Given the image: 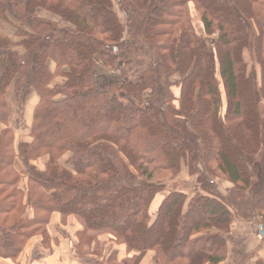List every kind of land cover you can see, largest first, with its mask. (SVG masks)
I'll return each instance as SVG.
<instances>
[{"label": "trees", "instance_id": "1", "mask_svg": "<svg viewBox=\"0 0 264 264\" xmlns=\"http://www.w3.org/2000/svg\"><path fill=\"white\" fill-rule=\"evenodd\" d=\"M0 18L18 38L0 33V124L9 84L19 105L38 96L16 127L29 142L0 131V259L46 243L57 213L79 222L86 264H233L232 224L264 230V0H0ZM166 172L200 190L151 213Z\"/></svg>", "mask_w": 264, "mask_h": 264}, {"label": "crops", "instance_id": "2", "mask_svg": "<svg viewBox=\"0 0 264 264\" xmlns=\"http://www.w3.org/2000/svg\"><path fill=\"white\" fill-rule=\"evenodd\" d=\"M8 37L14 41L18 40L16 36V39H13V37L10 36ZM48 66L50 71H54V62H50ZM60 82H62V78L57 77L51 83V86ZM5 99L8 105L9 116L7 119V124H0V131L6 126L11 128L14 132V147H16L20 141L29 142L31 140L27 136L19 135L16 127L21 121H25L31 115L35 105L38 102V96L35 91H32L25 98V104L23 105V107L25 106L24 112H26V110H29V105L32 104V106L27 116L23 115L22 117L19 116V113H17V110L19 108L17 106L19 104L14 95V82L8 85L5 91ZM41 158H43L45 162L46 157ZM73 222H75V219L69 218L68 223L65 224L61 222L59 214L53 213L50 216L47 225V229L50 232V244L48 247L47 245L42 246V238L39 236H35L28 240L18 261L12 262L9 260L0 259V264H17L20 262H22L20 264H86L84 261L81 260V258L77 256L76 253H73L71 241V248L69 251H66L67 242L62 236V234H68L70 239L75 236V226ZM235 223L236 224L232 227V230L234 231L235 229L236 232H233V236H231L229 240V254L231 255V262L233 261V259L236 260L239 255L242 259H244V264H251L257 259H261L264 261V230H261L257 223ZM248 228L250 229L249 232L247 230ZM57 229H59V231H57ZM25 254H27L28 256H25Z\"/></svg>", "mask_w": 264, "mask_h": 264}, {"label": "rangeland", "instance_id": "3", "mask_svg": "<svg viewBox=\"0 0 264 264\" xmlns=\"http://www.w3.org/2000/svg\"><path fill=\"white\" fill-rule=\"evenodd\" d=\"M192 19H193V22L195 23V26H196V29H197L198 33L201 34V35H204V33L202 31V28H201V25H200V22H199L198 13L193 11ZM14 31H15V26H14L13 23H10L8 21L2 20L0 18V32L1 33H4L7 36L13 37V39H16V37L14 35ZM207 38H209V37H207ZM243 55H244V59L247 62L249 68L250 69L253 68L252 59L250 57L249 52L248 51H244ZM257 70H258V68H257ZM99 73L101 75H104V76H110V75L113 76L114 74H116V76H119L118 70L114 74H111L112 72L107 71L106 69L99 70ZM24 104L25 103L20 104V105L17 106V107H19L18 110H17V113H19V116H21V117L23 115L27 116V114L30 112L31 106H32V104L29 105V110H26V112H24V110H25V106L23 107ZM14 145L15 144L13 142V147H14ZM14 150H15V148H14ZM68 156H69V153L64 154L58 160L60 162V164L64 165ZM42 157H46V159H47L46 155L42 156ZM39 158H41V157H39ZM39 158L36 159V160L30 161V163H32V166H34V168L36 170H43L44 167H45L46 160L44 162L43 158H41V159H39ZM43 162H44V164H43ZM220 178L222 179V177H220ZM195 179L196 178L194 176L193 177L192 176L187 177L184 172L180 173V175H169L168 172L155 174L154 177L152 178L153 182L162 183L165 186V188H164V190H162L161 192H158L156 194V196H155V198H154V200H153V202L151 204L152 205L151 209H150L151 213H153L157 209V205H159V202L166 195V193L168 191L181 190V191L185 192L187 194V203H188L191 200V198L196 194L197 188H199L197 186V184H196L197 182L195 181ZM212 181H213V186L219 192H223L224 196L229 193V189L232 187V184L230 182L226 181V180L222 181V180L216 178V179H213ZM22 182H24V180ZM199 190H200V188H199ZM254 221H255V223H257L256 222L257 220H254ZM73 223H74V226H75V231H74V235L75 236L72 237V239H70L68 234H65V235L62 234V236L64 237V239L67 242L66 251L70 250V248H71L70 241H71L73 253H79V251L76 250L75 248L79 247V246L76 245V243H77L76 232H77L78 229H80V224H79V222L76 219H75V222H73ZM252 224H254V223H252ZM234 226H235V224H234ZM232 227H233V224H232ZM247 230L249 232L250 229L248 228ZM57 231H59V229H57ZM233 232H236V230L235 229H234V231L232 229L230 230V232H229V240H230L231 236H233ZM47 233H48V235L50 234L48 229H47ZM47 239H46L47 242L43 243L42 246L43 245H47V247L49 246L50 240L49 239L47 240ZM106 240H107V238L104 237V241H106ZM84 244H85V242H84ZM92 245L93 244L90 245V249L92 248ZM25 246H26V244H25ZM25 246H24V248H25ZM24 248H23V250H24ZM85 249H86L85 246L81 247V250H85ZM23 250H22V252H23ZM89 252H90V250L87 251L86 253L88 254ZM21 253H20L19 257L21 256ZM87 254L82 255V257L85 258ZM105 254H106V252H105ZM25 256H28V255L25 254ZM19 257L17 258L16 261H18ZM79 258H81V257H79ZM101 258H102V254H100L97 257L91 258L89 264H94V262H99L100 264H121L119 262V260H118L117 263H115V262L106 263L104 258H102V259ZM81 260L84 261L85 263L87 262V260H85V259L84 260L81 259ZM241 260H243V259L241 258ZM16 261H14V262H16ZM234 261H233V264H234ZM20 263H22V262H20ZM20 263H17V264H20ZM23 264H25V263H23ZM81 264H83V263H81ZM141 264H154V262H153V260L151 258H144V259H142ZM230 264H232V263H230Z\"/></svg>", "mask_w": 264, "mask_h": 264}]
</instances>
